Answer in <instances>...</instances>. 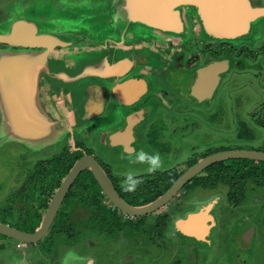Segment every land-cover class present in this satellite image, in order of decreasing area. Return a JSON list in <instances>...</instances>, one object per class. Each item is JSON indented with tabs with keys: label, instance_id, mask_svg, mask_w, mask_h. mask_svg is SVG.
Instances as JSON below:
<instances>
[{
	"label": "rangeland",
	"instance_id": "374dc122",
	"mask_svg": "<svg viewBox=\"0 0 264 264\" xmlns=\"http://www.w3.org/2000/svg\"><path fill=\"white\" fill-rule=\"evenodd\" d=\"M251 2L264 6V0ZM118 8H121V4H118L117 0H0V33L8 32L15 20L26 19L35 22L40 33L51 34L72 43L65 52H73L76 48L79 53L70 61H57V66L51 67V71L59 73V62L68 64L73 69L70 74L73 79L71 83L55 81L52 89L56 88L55 91L62 93L61 86L64 84L72 106L76 104L74 98L81 97V93L85 91L84 97L79 101V106L83 110L80 117L75 121L70 115L71 130L67 120L63 122L64 119L54 118L66 115L57 96L45 95L42 99L40 95L37 98L41 111L42 108L47 109L44 117L54 121L52 133L48 137L33 141L14 138L4 129L0 115L1 222L23 228L22 223L25 220L23 214H20L21 208L16 198L19 186L39 160L57 152L68 140V136H63L67 129L70 142L75 143V146L72 144V148L75 150L84 147L98 161L109 164L108 172L116 182L118 181L119 186L124 184L128 173L137 176L152 172L148 163L135 162L139 154L136 151L126 154L125 149L101 144L99 135L103 132L102 127L109 132L123 128L125 121L122 112L126 108L118 104L115 109L104 103L102 107L105 113L98 116L100 109L98 111L96 105L100 108L102 90L94 84V76L88 74L79 76L85 66L100 60L97 57L103 53L97 50L99 45L105 42L115 43L121 39L119 35L121 31L127 33L125 41L131 40L132 43L119 45L117 56L133 62L134 69L129 76L143 77L147 80L148 90L139 105L142 107L143 101L151 96L153 98L157 96L161 101L156 105L158 108L155 111L158 112H149L153 110L152 107L141 108L143 116L146 114L148 115L146 118L149 119L143 118L146 124L141 135L156 140L148 141L146 138L139 146L150 155L159 153L162 165L155 171L163 172L174 167H180L183 171L200 159L205 150L209 149L207 153L211 155L213 151H221L223 147H228L226 144L244 150L264 151V125L257 123L256 120L260 114L264 119V17L251 22L248 32L234 39V44L240 49L239 57L243 59L238 58L235 61L231 58V63L234 61L243 67L229 70L214 97L208 100L210 107L206 108L204 105L206 109L199 111L197 103L189 97L194 73L188 75L186 70L189 67L183 63L190 59L184 54L180 61L182 65L168 66L170 60L165 62L163 59L168 53L159 46L160 43L166 45L167 40L139 23L127 22L125 14L119 12ZM187 12L184 20L186 29L192 32L193 28L197 33L198 17L194 11ZM189 46L191 47L190 44ZM1 47L3 46H0V49ZM230 47H220L215 57L220 59L224 56H222L224 51L229 55H237L238 53ZM8 49L11 50L12 47ZM134 58L144 59L146 63L139 64ZM65 69L68 71L70 68ZM90 85L91 91L88 92ZM169 91L171 94L167 100L165 97ZM108 99L115 101L113 98ZM111 109L113 111L115 109V116L110 113ZM102 112L103 109L99 113ZM244 120L249 126H253V133L248 131L240 134L241 123ZM139 127L140 129L143 127L142 122ZM157 143L159 144L154 146ZM223 162L226 165L224 167L226 173L238 177L240 183H243L242 192L237 193L239 199L235 196L227 197L224 181H220L223 183H219L215 188L205 189L194 187L192 180L182 189L189 193L187 199L183 198L184 203L180 202L175 209L177 197H174L162 208L171 209L164 231V227H161L160 231L156 227L150 231L151 224H147L141 233L134 232V229H129L124 224L116 226L120 228L119 231L114 230L115 226L110 231H99L100 225L91 218L94 211L85 207L89 203L82 204V199L81 202L73 199L66 207V212L69 213L66 221L73 222L75 228L78 225L77 229L80 232L78 240L70 243L68 239L62 237L57 240V246L47 244L44 239L38 246H33L6 239L5 247L0 250V264H170L172 255L177 252L182 254L184 264H264V185L258 184L253 178L252 174H256L253 168H246L262 165L258 161L241 158ZM213 168V165L208 167V171H212ZM262 177L264 176H261V180ZM9 200L14 202V205L10 204ZM237 203L238 206L234 209L228 207ZM6 205L7 208L3 209ZM208 205H217L213 212L217 214L219 220L212 234L213 244L209 245L206 241L197 243L191 241V245L184 246L180 241L184 236L176 233L177 226L190 212L206 208ZM102 214L109 218V222L114 224L117 222L113 219L116 214L109 212ZM250 223L255 224L256 233L249 241L244 238L247 232L244 231Z\"/></svg>",
	"mask_w": 264,
	"mask_h": 264
},
{
	"label": "water",
	"instance_id": "95a60500",
	"mask_svg": "<svg viewBox=\"0 0 264 264\" xmlns=\"http://www.w3.org/2000/svg\"><path fill=\"white\" fill-rule=\"evenodd\" d=\"M117 2L121 4L118 10L125 14L127 22L143 24L152 29L170 33H179L185 23L180 7L195 6L203 26L202 30L214 37L227 39L245 34L251 22L264 17V6L254 5L251 0H117ZM126 34L121 31L119 33L121 39L116 40L115 43L100 44L97 50L103 54L97 58L101 61L90 63L92 65L85 66L80 71V77L82 74L94 76V84L102 90L104 103H109L108 98H113V95L118 98V101L124 100V104L136 102L141 94L138 96L136 93L138 97L135 95L129 99L122 95L125 85L129 82L135 85L137 91L147 88L146 79L129 76L130 72L132 73L129 69L132 67L134 69L133 62L117 56L119 45L126 43ZM0 44L3 45L0 49V115L4 129L12 137L21 140L33 141L48 137L52 133L54 121L44 117L45 114L41 111L37 98L41 95V88L49 84L50 79L61 80L69 76V72L73 70L70 65L60 64V62L59 73L51 71V67L57 66V61L60 60L70 61L79 52L76 48L73 52H65L67 47L69 50L72 43L51 34L40 33L36 23L26 19L15 20L8 32L0 33ZM9 47L12 49L9 50ZM134 59L139 64L146 63L144 59ZM223 66L224 62L216 61L203 68L200 67L191 86V94L200 101L210 97L220 78L219 73L223 70ZM67 67L71 70L65 71ZM210 82L215 85L213 89L208 85ZM139 116V114L129 116L125 129L110 137L111 143L115 144V140L122 138L123 133L131 136L133 125L136 124ZM72 144L75 146L74 141ZM81 155L53 194L41 224L35 231H23L0 222V234L24 243L34 244L40 241L52 225L68 190L85 169L92 172L105 196L116 207L128 215L140 216L165 205L200 172L217 162L236 158L264 162V151L255 149H229L214 152L186 169L169 189L153 202L134 206L119 194L112 179L93 155L87 152ZM209 211L208 207L190 212L186 219L179 223L180 229L203 238L202 234L205 231L203 229L207 228L206 222L213 218Z\"/></svg>",
	"mask_w": 264,
	"mask_h": 264
},
{
	"label": "trees",
	"instance_id": "16d2710c",
	"mask_svg": "<svg viewBox=\"0 0 264 264\" xmlns=\"http://www.w3.org/2000/svg\"><path fill=\"white\" fill-rule=\"evenodd\" d=\"M189 9L192 13V10L193 11L196 10V7L190 5ZM190 15L192 14H188V16ZM141 26L149 28L148 26L143 24H141ZM186 34H184L183 38H186ZM0 46L3 45L0 44ZM167 97L168 96H166L165 98L167 99ZM158 99L159 98L157 96L154 98L156 103ZM156 103L154 102V104L149 103L148 105H146L147 103L144 102L142 103V107L139 104H137V107L144 108L148 106V107H152L153 109V110H149V112H158L155 111L158 108L156 106L158 103L157 104ZM147 116L148 115L145 114L144 120H149L146 118ZM144 120H142V124H143V127L141 128L142 132L145 130L144 125L146 124ZM256 120L257 123L264 125V119L261 116V114L260 117L256 118ZM252 129L253 126H249L248 123L244 120V122L241 123L240 134L242 135L243 133L248 131L253 133L254 130ZM63 136L64 137L68 136L67 137L68 140L64 142L61 148L57 152H55L51 157L49 156L44 161L40 160L39 162H37L35 168L28 173L21 187H19V192L16 195V198L19 201L18 204L20 205L19 207L21 208L20 214H23L24 217L23 219L25 220V222L22 223L24 224L23 228L16 227L20 230L33 232L39 227V225L41 224L42 214L48 206V202L50 201L51 195L54 193L56 188H58V186L61 184L62 178L67 175V173L70 171L76 160L82 156L81 154H83V151L87 152L88 154H92L91 152L85 150L84 147H81V149L74 150L72 148V142H70L71 140L68 131H66ZM259 163L262 166L255 167L253 165V166H247L246 168H251V169L253 168L256 171L255 175L254 173L252 174L253 178L258 184L264 185V177H262L263 180H261V176H264V166H263L264 162L260 161ZM224 167H226V165L224 164L223 161L217 162V173L212 175H203V174L197 175L192 179L193 186L194 187L200 186L206 189H211V188H215L219 183L220 184L223 183L220 181H224V183L227 182L229 183V185L232 187V192H233L232 194H235L236 195L235 197H237L238 196L237 193L242 192L243 183H240L239 181L240 179L238 177H234L232 174L229 176L226 173ZM103 168L112 179L120 195L123 196L127 202H129L134 206H142L154 201L155 199L160 197L165 191H167L169 187L182 174L181 171H178L174 167L171 169H167L163 172L152 171L150 172V174L137 175L134 177L139 179L141 183H139V185L135 187L134 191H127L124 189V187L119 186V184L117 183L118 181L116 182L114 180L115 178L109 174L107 165H105ZM140 177L143 178L145 177V178L143 179ZM188 194L186 193L183 194L182 196V193H180V195L175 196V198L177 197V203L175 204V209L177 208V206L180 204L181 201L187 199L186 196ZM73 199H76L79 202H81L82 199V204L89 203L85 207L91 208L95 212L92 213L93 215L91 218L95 220L98 225H100L99 231L102 230L103 232H105V230L110 231L111 229H113L114 226L116 227L119 225L120 227V225L122 226L123 224L129 229H134V232L137 231L138 233H141V231L146 229L147 224L149 225L151 224L149 228L150 231H152L151 228H155V227L158 228V231H160L161 227H164L163 228L164 231L165 225L168 222V219L170 218V212L168 209H165V211L161 213H150V214L140 215L139 217H134V218L125 217L123 213L118 208L114 207V205L105 196L98 182L94 178L92 172L89 169H85L78 175L72 187L68 190L52 222V225L50 226L46 235L40 241L45 239L47 241L46 242L47 244L52 243L53 245L58 246L57 240L59 238L62 239V237L68 239L70 243H74L76 240H78L77 236L78 234H80V232H78L77 229L79 228L78 225L75 228L73 222L68 223L66 221L67 220L66 217L69 215V213L66 212V207L69 205L68 202ZM10 201L11 200H9V203ZM10 204L14 205V202L11 201ZM5 208H7V205L3 209ZM104 212L116 214V217L113 218L115 221H117L115 223L116 225L108 221L109 218H106V215L102 214ZM119 227L118 228L116 227L114 230L119 231L120 229ZM135 237H137V235ZM6 239H12V238L0 234V250H2L5 247ZM40 241L34 244L27 243V245L38 246ZM169 262L170 264H181L180 256L175 255L174 257H172V260Z\"/></svg>",
	"mask_w": 264,
	"mask_h": 264
},
{
	"label": "flooded vegetation",
	"instance_id": "af4514ba",
	"mask_svg": "<svg viewBox=\"0 0 264 264\" xmlns=\"http://www.w3.org/2000/svg\"><path fill=\"white\" fill-rule=\"evenodd\" d=\"M188 7V8H187ZM188 10H190L189 9V6H182V7H180V11L182 12V14H183V16L185 17V15H186V13H188L187 11ZM192 12H193V10H192ZM194 14L198 17V23L196 24V26H198L199 27V31H197V33H196V31L192 28V32L191 31H187V29H186V24H183V27H182V29H181V31L179 32V33H170V32H167V31H164V30H155V29H152V28H150L149 27V29L151 30V31H153L154 32V34H159V35H161V36H163L164 38H165V40H167V43H166V45L164 44V43H158L159 44V46H161L163 49H165V51H166V53H168V54H166V55H168L167 57H163V59L165 60V62H168L169 60V65L168 66H171V67H177V66H180V65H182V64H180V61H181V59L183 58V55L184 54H186V58H189L190 60H185L183 63L184 64H186V66H187V70H189L190 72L188 73L187 72V70H186V73L188 74V75H191V74H193L194 73V78L196 79V77H197V72H198V69L200 68V67H202L203 68V66H205V65H208V64H210V63H214V62H216V61H220V62H224V66H223V70H221V72L219 73V76H220V78H219V80H218V82H217V85L215 86L213 83H208V85H210V86H212V89H213V87H214V89L212 90L213 92H212V95L210 96V97H208V98H204V99H202L201 101L200 100H198V98H196L195 96H193L192 94H191V91H190V95H189V97H191L193 100L192 101H195L196 103H197V105H198V109H199V111L201 110H203V109H206L207 107H210V104H209V99H212L213 97H214V95H215V93H216V91H217V89H218V87L220 86V84H221V82L222 81H224V78L226 77V74L228 73V72H230L229 70H235L236 68L237 69H241L243 66H238V64H235V62L233 61V63H231V58H232V60L234 59L235 61H236V59H243L242 57H239L240 55V53H238L239 51H240V49H238L237 48V44H234L235 43V41H234V39L235 38H230V39H227V38H218V37H214L213 35H211V34H208V33H206L204 30H202L203 29V26L201 25V22H200V16L198 15V12H197V10H194ZM261 22V21H260ZM259 22V23H260ZM187 33V34H186ZM184 34H186V38H183V36H184ZM126 38V37H125ZM237 38V37H236ZM175 39V40H174ZM230 40H232V42H230ZM126 42V41H125ZM126 43H128V44H131L132 43V41H130L129 40V42H126ZM189 44L191 45V47L189 46ZM238 44H241V43H238ZM201 46H203V48H201ZM209 46H211V48H206V47H209ZM231 46V47H230ZM156 47H158V45L156 46ZM220 47H230V49L231 48H233L234 50H235V52L236 53H238L237 55H232V54H227L228 52L227 51H224V53L222 54V56L223 57H221L220 59H217L216 57H215V54H218L219 53V48ZM184 49V50H183ZM203 49H204V51H203ZM81 52V51H80ZM177 57H178V59H177ZM177 59V60H176ZM205 60H208L207 62H205L203 65L201 64L202 62H204ZM243 61V63H244V60H242ZM130 71H133V67L131 68V69H129ZM129 71V72H130ZM131 73V72H130ZM192 79V84H193V82L195 81V79ZM114 80H118V79H114ZM192 84H191V86H192ZM182 86V85H181ZM191 86H190V89H191ZM148 90V89H147ZM147 90H146V92H145V94L147 93ZM145 94L144 95H142V97L137 101V104H139V102H140V100L145 96ZM169 94H171V91H169V92H167L166 93V96H168ZM156 96H154V98H155ZM154 98H153V96H151V97H149V99L147 100V101H143V103L145 102V103H147L146 105H148L149 103H153L154 104V102L156 103V101L154 100ZM151 101H154V102H151ZM103 102H104V100H103ZM157 103L159 104L160 103V99H158L157 100ZM156 103V104H157ZM200 103H202V104H200ZM107 104H108V107H112V108H115V106L117 105L116 103H114V101H110L109 103L107 102ZM157 104V105H158ZM204 105H206V108L204 107ZM150 106V105H149ZM147 108H148V106H147ZM111 111H113V109H111ZM112 113V112H111ZM144 139H146V138H144L143 137V141H144ZM154 140H156V138L154 139ZM148 141H152V137H148ZM100 142H101V144L102 145H109L111 148H115L114 146H113V144L111 143V140H110V137H109V139H108V141L105 143V144H103L102 143V141L100 140ZM146 142V141H145ZM160 143V142H159ZM159 143H157L156 145H158ZM228 147H223L224 149L223 150H221V151H224V150H229V149H239V148H237L236 146H231V145H229V144H226ZM208 150L209 149H207V151L205 150L204 151V155L203 156H201V158H203L204 156H207V155H209L210 153H207L208 152ZM83 152H85V151H83ZM213 152H215V151H213ZM217 152H219V151H217ZM53 155V154H52ZM51 155V156H52ZM50 156V157H51ZM48 157H46V158H44V159H41L42 161H44L45 159H47ZM200 158V159H201ZM97 159V158H96ZM200 159H198L197 161H199ZM242 159H245V158H242ZM40 161V160H39ZM38 161V162H39ZM97 161H98V159H97ZM196 161V162H197ZM256 161V160H255ZM99 163H100V165L102 166V167H104L105 166V164H104V162H100V161H98ZM195 162V163H196ZM258 162H260V161H258ZM180 165V164H179ZM213 170L212 171H208V169L207 168H205L202 172H200L199 174H203V175H212V174H216L217 173V163H215V164H213ZM176 168V167H175ZM188 168V167H187ZM186 168V169H187ZM34 169V168H33ZM178 171H181L182 173H183V171H185V170H181V168L180 167H178V168H176ZM32 171V170H31ZM30 171V172H31ZM198 174V175H199ZM191 182V181H190ZM189 183V182H188ZM225 187H227L226 188V190H225V192H226V194H227V197L229 196V198L230 197H232V196H236L235 194H232L233 192H232V187L229 185V183H226L225 185H224ZM59 187V186H58ZM200 187V186H199ZM184 188V187H183ZM182 188V189H183ZM201 188H203V187H201ZM180 190V192L177 194V195H180V193L182 192V195L183 194H186V192L184 191V190ZM206 189V188H205ZM212 189V188H211ZM56 190H57V188H56ZM55 190V191H56ZM215 190V189H214ZM55 191H54V193H55ZM184 192V193H183ZM53 193V194H54ZM263 193V192H262ZM53 194L51 195V198H52V196H53ZM120 194V193H119ZM187 197H188V195H187ZM51 198H50V200H51ZM124 198V197H123ZM236 198H238L239 199V197H236ZM109 200V199H108ZM110 201V200H109ZM171 201V200H170ZM170 201L169 202H167L165 205H163V206H161L160 208H158L157 210H155V211H153V212H151V213H161V212H163V211H165V209H162L163 207H166L167 205H168V203H170ZM50 202V201H49ZM49 202H48V205H49ZM111 202V201H110ZM153 202V201H152ZM182 203H184L183 201H181ZM233 202H234V200H233ZM112 203V202H111ZM129 203V202H128ZM151 203V202H150ZM215 203H217V201L215 202ZM113 204V203H112ZM149 204V203H148ZM219 204V203H218ZM232 204V203H231ZM229 205L228 207L229 208H233L234 209V207H237L238 206V203L237 204H235V205ZM114 205V204H113ZM145 205H147V204H145ZM220 205V204H219ZM143 206V205H142ZM216 206L217 205H214V206H207L206 208H208L209 207V209H210V211H209V213H210V215L213 217V218H211L212 220H208L207 222H206V225H207V228L205 229H203V230H205L204 231V233L202 234V236H203V238H198V236L196 235V234H192V233H188V232H184L183 230H181L180 229V226L178 225L177 226V232L176 233H179V234H181V235H183L184 237H182L181 238V240L180 241H182V244L185 246V245H187V246H189V245H191L192 243H190L191 241H193V242H195V243H197L198 241H206L209 245L211 244H213V239H212V234H214V230H215V228L217 227V225L219 224V220H218V216H217V214H215L214 212H213V210L216 208ZM226 206V205H225ZM48 207V206H47ZM114 207H116L115 205H114ZM116 208H118V207H116ZM47 209V208H46ZM46 209H45V211H46ZM119 209V208H118ZM120 210V209H119ZM45 211L43 212V214H42V217H43V215H44V213H45ZM121 211V210H120ZM171 211V209L169 210V212ZM122 213H123V215L125 216V217H129V218H134V217H139V216H132V215H128L127 213H125V212H123V211H121ZM193 212V211H192ZM150 214V213H149ZM184 219V218H183ZM185 219H186V217H185ZM184 219V220H185ZM41 220H42V218H41ZM183 220V221H184ZM182 220H181V222H183ZM252 224V226H249V225H251ZM248 225V228H246V230L244 231V232H246V234H244V238L245 239H247V240H252V236H254V233H256V226H255V224L254 223H250ZM202 233V232H201ZM239 239V238H238ZM237 239V240H238ZM179 254V255H178ZM175 255H177V256H180V263L181 264H184L183 262H182V260L184 259L183 258V256H182V254L181 253H179V252H177V254H173L172 255V257H174ZM182 256V257H181ZM185 263H187V261L185 260ZM93 264V263H92Z\"/></svg>",
	"mask_w": 264,
	"mask_h": 264
},
{
	"label": "crops",
	"instance_id": "0c3cea01",
	"mask_svg": "<svg viewBox=\"0 0 264 264\" xmlns=\"http://www.w3.org/2000/svg\"><path fill=\"white\" fill-rule=\"evenodd\" d=\"M70 70L71 69H69L68 71H70ZM71 72L72 71L69 72V76H67L66 78H61V80L57 79V81H60L62 83H71V80L73 79L72 77H70V74H72ZM55 81H56V79H52V80L50 79L49 84H46L43 88H41V97H42V99L45 98V95L46 96L53 95V96H57L58 97L59 102H60L59 104H62L60 107L63 108L66 111V115L64 117L55 116L54 118H58L60 120L64 119L63 122H65L67 120L70 123L69 127L71 129L72 126H71L70 115H72V118H74L75 121H77L78 118L80 117V113H81V111L83 112V110L79 106V101L81 100V97H84L85 91L81 93V95H82L81 97L74 98L76 100V104H74V106H72L71 100L68 97L66 86H64V84H62V86H61L62 89H63L62 93H58V91H55L56 88L52 89V85L54 84ZM49 86H51V88ZM134 86L135 85L133 83H130V82L127 83L125 85V88H124L123 92H122V95H124L125 98L129 99V98L135 96L136 93H138V96L141 94L140 97H139V99H140L142 97V95L145 94L147 88H146V90L139 89V91H137V88L134 87ZM90 89H91V87L89 88L88 92L91 91ZM68 91H70V90H68ZM138 96L136 95L135 97H138ZM113 99L115 100L114 103H116L117 105L120 104V105L124 106V108H126L125 111L122 112V116H123L124 121H125L124 122V126H123L122 129L121 128H116L112 132H109V130H106L105 128L102 127L103 132H101V134L99 135V140H101L102 143L105 144L108 141L109 137H111L113 134H115L117 132H122L125 129V127L127 125V119H128L129 116H131L133 114H139L140 116L137 118L136 124L133 125L132 135L128 136V135H125L123 133L122 134V138L119 137L118 139L115 140V144H113V146L115 148H119L120 147L123 150L125 149L126 154H131L130 151H132V153H134V151H136V153L138 154L141 150H143V149H141L142 147L139 146V144H141L143 142V140H142L143 138H142V135H141L142 129H140L139 124L142 122V120L144 118L143 113H141L143 111V109L137 107V101L139 99L136 102H133V103H127V101H126L127 104L123 103L124 100L123 101H120V100L118 101V98L116 96H114V95H113ZM103 100L104 99L102 98V101H100V104H101L100 108H99V105H96L98 111L100 109L99 112H101L102 109H103L102 113L98 112V116L99 115H103L105 113V109L103 108L104 107L103 106V104H104ZM117 105L115 106V109L117 108ZM115 109H114V111H111L114 116H115V113H116ZM46 110L47 109L42 108V112L43 113H45ZM130 110H132V111H130ZM110 113L108 114V116L110 115ZM88 116H89V114H88ZM148 137L149 136H147L146 138L148 139ZM154 146H156V144H154ZM147 154H149V153L147 152ZM104 164L107 165L108 167H110L109 164H106L105 162H104ZM21 185L19 187H21Z\"/></svg>",
	"mask_w": 264,
	"mask_h": 264
},
{
	"label": "clouds",
	"instance_id": "9594fccd",
	"mask_svg": "<svg viewBox=\"0 0 264 264\" xmlns=\"http://www.w3.org/2000/svg\"><path fill=\"white\" fill-rule=\"evenodd\" d=\"M67 131H68V129H67ZM135 162H139V163H145L146 162V163H148L150 165L151 171L157 170L162 165V161H161L159 153L149 155V154L145 153L143 150H141L139 152V154L136 156ZM139 183H141V181L139 179L135 178L133 173H128L126 180H125L124 184L122 185V187H124V189L127 191H134L135 187L138 186Z\"/></svg>",
	"mask_w": 264,
	"mask_h": 264
}]
</instances>
